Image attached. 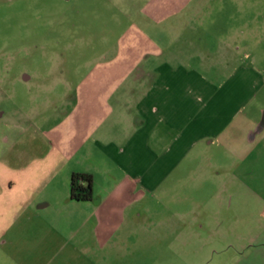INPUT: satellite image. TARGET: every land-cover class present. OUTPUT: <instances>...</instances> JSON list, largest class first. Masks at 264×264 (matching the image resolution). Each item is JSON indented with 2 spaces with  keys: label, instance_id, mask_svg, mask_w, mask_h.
Returning a JSON list of instances; mask_svg holds the SVG:
<instances>
[{
  "label": "rangeland",
  "instance_id": "1",
  "mask_svg": "<svg viewBox=\"0 0 264 264\" xmlns=\"http://www.w3.org/2000/svg\"><path fill=\"white\" fill-rule=\"evenodd\" d=\"M202 1L171 37L167 23L145 19L152 0H0V140L18 149L68 141L74 111L84 114L101 143L73 152L71 166L109 184L138 180L144 192L135 264H264L261 165L219 172L226 141L204 140L228 127L239 134L251 110L264 123V0ZM154 43L164 53L145 60ZM137 119L145 125L135 136Z\"/></svg>",
  "mask_w": 264,
  "mask_h": 264
},
{
  "label": "crops",
  "instance_id": "2",
  "mask_svg": "<svg viewBox=\"0 0 264 264\" xmlns=\"http://www.w3.org/2000/svg\"><path fill=\"white\" fill-rule=\"evenodd\" d=\"M152 1L153 7L145 12V19L154 27L167 23L168 29L161 33L173 32L171 37L184 32L187 20L184 21L183 12L195 5L194 14H200L197 12L203 3L202 0ZM232 40L229 38L222 47L233 46ZM149 46L144 50L145 60L156 59L164 53L162 45ZM140 66L142 62L135 67ZM146 75L144 72L138 83H144ZM149 76L158 78L152 71ZM143 101L144 97L138 96L140 105ZM154 108L158 110L157 106ZM78 112L75 110L72 116L75 121L66 138L68 141L64 140L65 136L55 135L47 147L31 142L18 149L16 142L0 140V264H113L116 261L135 264L141 260V221L138 220L140 214H135L144 195L138 189L140 181L125 177L109 184L106 175H94L84 163L79 167L78 164L71 166L73 152L84 150L91 140L101 143L95 137L94 124ZM249 113L246 117L250 118L251 125L239 134L228 127L204 140L209 142L208 138H212L211 145L215 140L226 141L219 145L230 156L227 164L217 169L219 172L234 171L231 164L235 165L236 161L253 168L260 164L262 171L258 175L264 180V123L260 112L251 110ZM134 125L136 136L145 124L137 119ZM100 140L103 142V137ZM166 161V152L161 153L154 157L153 166L156 168ZM254 171L256 168H249L245 175L250 178ZM169 172L166 166L163 176H156L154 190L160 189ZM74 173L92 176L91 201L70 199ZM262 184L264 193V182ZM145 239L147 243L154 241Z\"/></svg>",
  "mask_w": 264,
  "mask_h": 264
},
{
  "label": "trees",
  "instance_id": "3",
  "mask_svg": "<svg viewBox=\"0 0 264 264\" xmlns=\"http://www.w3.org/2000/svg\"><path fill=\"white\" fill-rule=\"evenodd\" d=\"M70 199L91 201L93 199V178L90 174L74 173L70 183Z\"/></svg>",
  "mask_w": 264,
  "mask_h": 264
}]
</instances>
